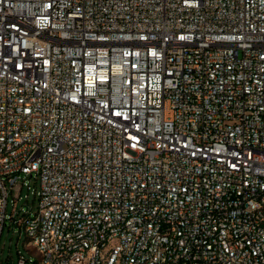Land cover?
<instances>
[{"label":"built area","instance_id":"2783aa9c","mask_svg":"<svg viewBox=\"0 0 264 264\" xmlns=\"http://www.w3.org/2000/svg\"><path fill=\"white\" fill-rule=\"evenodd\" d=\"M8 221L17 264H264V0H0Z\"/></svg>","mask_w":264,"mask_h":264},{"label":"rangeland","instance_id":"374dc122","mask_svg":"<svg viewBox=\"0 0 264 264\" xmlns=\"http://www.w3.org/2000/svg\"><path fill=\"white\" fill-rule=\"evenodd\" d=\"M27 183L30 185V189L25 185L21 196L22 199L17 203L18 211H35L38 206L37 195H34V191H38L40 188L39 180L33 177L27 178ZM26 195H28L26 197ZM13 195L8 197L7 211L11 213L13 208ZM19 226L12 225L9 221L4 227L1 239H0V264H17L19 259V253L23 254L26 258H35V249L27 238L25 232L20 231Z\"/></svg>","mask_w":264,"mask_h":264},{"label":"trees","instance_id":"16d2710c","mask_svg":"<svg viewBox=\"0 0 264 264\" xmlns=\"http://www.w3.org/2000/svg\"><path fill=\"white\" fill-rule=\"evenodd\" d=\"M21 253H19V257H20Z\"/></svg>","mask_w":264,"mask_h":264}]
</instances>
